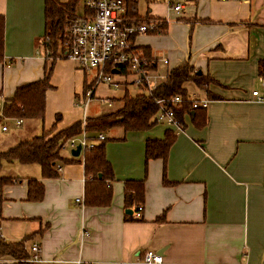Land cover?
Wrapping results in <instances>:
<instances>
[{
    "label": "crops",
    "instance_id": "crops-1",
    "mask_svg": "<svg viewBox=\"0 0 264 264\" xmlns=\"http://www.w3.org/2000/svg\"><path fill=\"white\" fill-rule=\"evenodd\" d=\"M45 1L0 0L6 19L0 115L5 99L18 87L42 79L46 64L53 61L40 50ZM152 2L156 4H148L145 13L138 9L139 14L166 19L168 31L140 34L135 42L151 46L158 73L153 78L162 75L165 80L172 68L189 62L215 79L208 90L193 82L184 85L190 97L210 100L207 124L197 127L186 115L168 159L149 161L140 221L126 218L137 212H126L124 182L145 177L146 141L164 138L165 125L106 133L115 140L106 146L115 173L107 207L77 202L85 192L83 154L60 165V177L53 179L43 178L38 164L5 163L2 170L10 176L26 173L16 174L20 180L9 184L0 181V236L9 242L31 236L26 249L32 256V246L38 245L35 264H146L142 256L148 249L162 254L161 264H264V0ZM176 4L183 5L179 11ZM159 62L166 65L162 71ZM87 80L73 60L55 61L50 80L54 88L47 92L40 132L53 125L59 131L82 120V109L74 101L76 96L82 99ZM128 86L101 84L93 101L116 99L118 107L126 90L131 92ZM64 149L63 156L73 157ZM31 177L45 185L40 202L27 199Z\"/></svg>",
    "mask_w": 264,
    "mask_h": 264
},
{
    "label": "trees",
    "instance_id": "trees-1",
    "mask_svg": "<svg viewBox=\"0 0 264 264\" xmlns=\"http://www.w3.org/2000/svg\"><path fill=\"white\" fill-rule=\"evenodd\" d=\"M81 0H46L45 1V35L44 54L46 60L52 59L50 65L44 68V77L29 84L20 86L14 95L5 99L3 113L0 117L22 120H39L44 122L46 114V98L48 90L54 88L51 84V75L54 63L59 58H65V53L70 45V21L78 14V5ZM125 16L143 22L148 19L158 20L153 31L147 34H166L168 21L161 17H153L148 14L140 15L138 12L139 0H124ZM148 3L152 0H147ZM86 14L90 10L83 7ZM6 44V19L0 14V63L5 58ZM137 51L142 53L147 64L145 70L152 73L157 70V59L153 55L151 46L136 45ZM122 72L129 73V67L125 66ZM260 75L264 76V61L260 64ZM187 82H193L202 89H207L215 79L210 74H200L194 67L186 62L183 65L172 68L164 81L154 87L148 83L139 86L141 92L133 94L126 90L125 95L120 99L121 104L107 113L98 115H87L85 124L83 120L77 121L67 128L56 131V125L49 130L43 128L40 135L29 139L21 140L6 150H0V181L2 184H9L19 177L2 175L5 163L19 162L21 164H38L41 167L43 178L53 179L60 177V165L76 162L75 157L62 155V147L65 142L73 137H79L85 131L91 140L96 139L99 133H108L114 128H122L124 132L147 131L157 125L156 114L160 105L158 101L173 109L175 116L185 127V116L191 115L195 126L204 127L207 124V108L195 107L194 102L198 99L190 97ZM129 84V83H127ZM88 80L85 89H88ZM179 96L181 101L176 102L175 97ZM115 102L116 99H111ZM60 116L58 115L57 119ZM56 131V132H55ZM177 131L168 128L164 138H150L145 146V177L142 179H128L124 182V204L126 208L139 212V207L146 201L145 180L147 177L150 160L168 159L172 145L175 142ZM112 138L106 137L97 141L93 147L83 152V163L85 173L84 203L86 206L107 207L113 200V185L115 180L114 168L107 157L106 146ZM167 182V181H166ZM45 196V185L37 178H28L27 199L32 202H40ZM140 216L127 214L126 218L142 220ZM164 220L163 216L157 219ZM43 230L38 231L42 234ZM33 236V235H32ZM31 236L24 237L20 241L9 242L0 236V260L7 258L10 261L0 264H35L31 255L26 249V242Z\"/></svg>",
    "mask_w": 264,
    "mask_h": 264
},
{
    "label": "built area",
    "instance_id": "built-area-1",
    "mask_svg": "<svg viewBox=\"0 0 264 264\" xmlns=\"http://www.w3.org/2000/svg\"><path fill=\"white\" fill-rule=\"evenodd\" d=\"M125 6L124 0H85L84 7L91 13H78L70 21V45L65 58L76 62L78 67L86 73L91 69H96V75L91 81L88 80L89 87L84 90L82 96L84 124L89 104L95 100V92L99 85L106 84L117 88L121 85L139 87L141 84L148 83L150 86L151 75L145 70L147 62L142 53L134 48L137 45L135 38L140 34L153 31L158 20L148 19L139 22L131 19L125 16ZM182 6V4H176L174 9L179 11ZM125 66L129 67V73L121 71ZM254 94L257 95L258 91H254ZM175 101L179 102L181 98L176 96ZM158 103L160 108L155 117L157 125H165L177 132L184 130L173 109L168 108L162 100ZM209 103L210 100L207 98L198 99L194 102V106L208 108ZM108 105L114 106L113 101L108 100ZM15 121L17 126L22 123V119ZM6 128L4 126V129ZM106 137V134L99 133L96 139L91 140L84 131L79 137L68 139L62 149L69 146L72 150L81 144V154H83L87 148L93 147L97 141H102ZM83 201L84 198L77 199V202ZM141 209L140 206L136 216H140ZM31 250L34 252L31 259L38 261V245H33ZM142 261L146 264H161L163 256L155 250L148 249L143 253Z\"/></svg>",
    "mask_w": 264,
    "mask_h": 264
},
{
    "label": "rangeland",
    "instance_id": "rangeland-1",
    "mask_svg": "<svg viewBox=\"0 0 264 264\" xmlns=\"http://www.w3.org/2000/svg\"><path fill=\"white\" fill-rule=\"evenodd\" d=\"M62 1H68V0H62ZM148 4H150L151 6L155 5L156 3L151 2L148 3L147 0H139L138 3V9L141 13H145L147 11V7ZM85 5V0H81L79 5H78V13L79 14H83V7ZM40 50L44 52L45 48H44V42L41 43L40 45ZM161 56V55H160ZM166 67L165 64H163V62H159V69L162 71L163 68ZM83 71V70H82ZM155 75H157V72H154ZM154 73H150V75L152 76L151 80H150V87H154L156 86V84H159L160 82H162L164 80V77L162 75H160L159 77L153 78ZM87 74V78L88 80H92L93 77L96 75V69H91L90 71H88ZM129 89L131 90V92L133 94L139 93L141 92L140 88L138 86L135 85H130L128 86ZM75 103H78L77 107H80L82 109V113L84 115V105L82 102L81 97L79 98L78 96L75 97ZM119 104H121V102H119ZM77 105V104H76ZM115 106H109L108 105V99H105V102H95L92 101L89 104V109H88V113L92 114V113H107L110 110L114 109ZM16 119L14 118H2L0 117V150H6L9 147L17 144L19 141L21 140H25V139H29L35 135H40L39 131V125L41 127V121L39 120H22V126L18 127L16 125ZM41 122V123H40ZM34 123V124H33ZM33 124V126L31 127V125ZM6 126L7 128H9L8 131H3V127ZM15 133H17L18 135L15 136ZM115 140H111L108 141L109 144L114 142ZM64 150L66 151H71L70 147H66ZM37 165V164H36ZM23 172V173H22ZM20 171V172H15L13 174V176L17 175H22L25 174L26 172L24 171ZM2 175H6V176H10L12 174H9L8 172H6L5 170H2Z\"/></svg>",
    "mask_w": 264,
    "mask_h": 264
},
{
    "label": "water",
    "instance_id": "water-1",
    "mask_svg": "<svg viewBox=\"0 0 264 264\" xmlns=\"http://www.w3.org/2000/svg\"><path fill=\"white\" fill-rule=\"evenodd\" d=\"M114 72H116V70ZM198 73L200 74L201 71H198ZM80 154H81V144H78L76 148L71 150V155L73 157H78ZM126 212L132 213V210L127 209Z\"/></svg>",
    "mask_w": 264,
    "mask_h": 264
}]
</instances>
